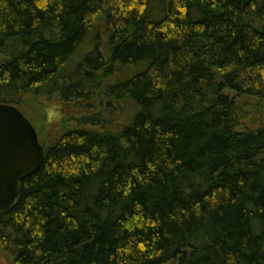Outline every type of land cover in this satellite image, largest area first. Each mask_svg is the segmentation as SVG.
<instances>
[{
    "label": "trees",
    "instance_id": "1",
    "mask_svg": "<svg viewBox=\"0 0 264 264\" xmlns=\"http://www.w3.org/2000/svg\"><path fill=\"white\" fill-rule=\"evenodd\" d=\"M43 99L13 264H264V0H0V104Z\"/></svg>",
    "mask_w": 264,
    "mask_h": 264
},
{
    "label": "water",
    "instance_id": "2",
    "mask_svg": "<svg viewBox=\"0 0 264 264\" xmlns=\"http://www.w3.org/2000/svg\"><path fill=\"white\" fill-rule=\"evenodd\" d=\"M44 156L30 119L17 106L0 104V216L20 202L23 180L41 168Z\"/></svg>",
    "mask_w": 264,
    "mask_h": 264
},
{
    "label": "rangeland",
    "instance_id": "3",
    "mask_svg": "<svg viewBox=\"0 0 264 264\" xmlns=\"http://www.w3.org/2000/svg\"><path fill=\"white\" fill-rule=\"evenodd\" d=\"M43 101L46 111V116L44 115L45 121L42 118L40 109L31 101L25 105L24 109L20 110L30 119L36 130L47 132L51 126L58 124L65 106L57 100L43 99ZM0 264H13V254L10 252H0Z\"/></svg>",
    "mask_w": 264,
    "mask_h": 264
}]
</instances>
